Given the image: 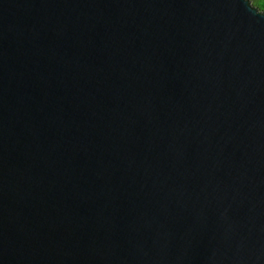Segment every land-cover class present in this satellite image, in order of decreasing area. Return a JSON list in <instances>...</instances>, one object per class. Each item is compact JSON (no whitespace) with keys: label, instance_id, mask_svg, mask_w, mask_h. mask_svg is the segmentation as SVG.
I'll return each instance as SVG.
<instances>
[{"label":"water","instance_id":"1","mask_svg":"<svg viewBox=\"0 0 264 264\" xmlns=\"http://www.w3.org/2000/svg\"><path fill=\"white\" fill-rule=\"evenodd\" d=\"M0 264H264V11L0 0Z\"/></svg>","mask_w":264,"mask_h":264},{"label":"rangeland","instance_id":"2","mask_svg":"<svg viewBox=\"0 0 264 264\" xmlns=\"http://www.w3.org/2000/svg\"><path fill=\"white\" fill-rule=\"evenodd\" d=\"M251 3L255 6H259L262 10H264V0H250Z\"/></svg>","mask_w":264,"mask_h":264},{"label":"trees","instance_id":"3","mask_svg":"<svg viewBox=\"0 0 264 264\" xmlns=\"http://www.w3.org/2000/svg\"><path fill=\"white\" fill-rule=\"evenodd\" d=\"M252 5H253V3H252ZM256 9H258V10H262L259 6H255V5H253ZM264 11V10H263Z\"/></svg>","mask_w":264,"mask_h":264},{"label":"flooded vegetation","instance_id":"4","mask_svg":"<svg viewBox=\"0 0 264 264\" xmlns=\"http://www.w3.org/2000/svg\"><path fill=\"white\" fill-rule=\"evenodd\" d=\"M260 11H263V10H260Z\"/></svg>","mask_w":264,"mask_h":264}]
</instances>
